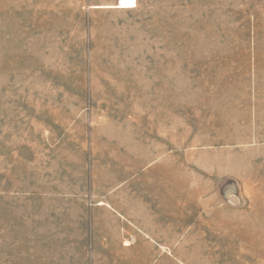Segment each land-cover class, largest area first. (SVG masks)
I'll use <instances>...</instances> for the list:
<instances>
[{
    "label": "rangeland",
    "instance_id": "rangeland-1",
    "mask_svg": "<svg viewBox=\"0 0 264 264\" xmlns=\"http://www.w3.org/2000/svg\"><path fill=\"white\" fill-rule=\"evenodd\" d=\"M144 171L198 203L166 259L264 264V0H0V264H88Z\"/></svg>",
    "mask_w": 264,
    "mask_h": 264
},
{
    "label": "crops",
    "instance_id": "crops-1",
    "mask_svg": "<svg viewBox=\"0 0 264 264\" xmlns=\"http://www.w3.org/2000/svg\"><path fill=\"white\" fill-rule=\"evenodd\" d=\"M167 183L166 177L133 172L103 187L99 197L90 193L80 217L84 227H78L79 250L87 253L88 264H184L178 257L166 259L165 251L174 250V236L196 234L198 223L178 212H198L199 207L169 199Z\"/></svg>",
    "mask_w": 264,
    "mask_h": 264
}]
</instances>
